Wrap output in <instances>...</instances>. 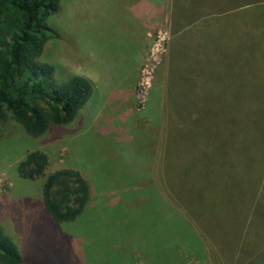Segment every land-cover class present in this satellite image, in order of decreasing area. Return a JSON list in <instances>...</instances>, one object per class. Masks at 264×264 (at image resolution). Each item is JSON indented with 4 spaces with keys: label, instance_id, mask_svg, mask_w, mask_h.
<instances>
[{
    "label": "rangeland",
    "instance_id": "1",
    "mask_svg": "<svg viewBox=\"0 0 264 264\" xmlns=\"http://www.w3.org/2000/svg\"><path fill=\"white\" fill-rule=\"evenodd\" d=\"M48 24L59 38L41 59L97 96L39 136L0 118V224L23 264H264V0H62ZM122 80L134 112L115 138L104 105ZM118 144L159 164L129 203L101 185ZM33 150L93 181L74 222L53 223L42 182L18 177Z\"/></svg>",
    "mask_w": 264,
    "mask_h": 264
},
{
    "label": "trees",
    "instance_id": "2",
    "mask_svg": "<svg viewBox=\"0 0 264 264\" xmlns=\"http://www.w3.org/2000/svg\"><path fill=\"white\" fill-rule=\"evenodd\" d=\"M61 1L0 0V118L10 114L31 136L72 123L94 91L85 77L59 79L55 67L41 59L47 43L59 38L48 19ZM49 167L48 156L33 150L16 173L42 182L41 201L53 223H72L90 206V185L75 170ZM23 262L14 238L0 224V264Z\"/></svg>",
    "mask_w": 264,
    "mask_h": 264
},
{
    "label": "crops",
    "instance_id": "3",
    "mask_svg": "<svg viewBox=\"0 0 264 264\" xmlns=\"http://www.w3.org/2000/svg\"><path fill=\"white\" fill-rule=\"evenodd\" d=\"M125 72L129 73L126 70ZM121 73H124V71H121ZM130 85L131 86H128V84H126L122 80L120 86L117 87L119 90L117 89L115 92H112L109 96L107 95L106 97V100L109 101L108 103H106L107 105H104L105 106L104 115L106 118L104 132L106 136H111L114 134L115 138L119 137V135H121L119 134L120 133L119 130H122L121 129L122 124L124 123L123 120L126 119L130 120L133 118L132 116L134 112L133 103L135 102V92L133 90H135V88L132 87L133 86L132 84ZM94 96L95 97L97 96L95 92V88L90 99L85 104V106H87V104L91 101V99ZM159 101L157 102V97H156V103H159ZM159 104L162 105L161 102ZM81 110L79 112H81ZM154 136H153V140L155 138ZM158 138H160V136H158ZM157 139L155 138L153 142H150V145L153 144L154 148H156L155 150L159 151V149L164 146V141L159 140L157 142ZM150 147L151 146H149V151H150ZM122 151H123L122 147H120L118 144L116 146L110 147L108 151L105 152V159L112 160L110 163L105 162L104 164V169L105 166L107 165V169L111 171L110 173H108L110 179L109 182L111 183L101 184V185L102 187L104 186V189L106 187V194L116 196V199H118L120 202L124 201L125 203H129L131 200H133L139 194H141L142 191H149L152 189L151 187H153V190H155L157 185H159L160 180L158 179L159 180L158 182V180L156 179L157 177L159 178V175L157 173L159 164H158V159H155V157L154 160L152 159V157H147L145 161L141 159H136L134 162H130L128 158L129 153H125V158L124 155L122 156V158H120ZM140 151H143V148L134 150V153H139ZM154 171H156L155 177H154ZM84 179H86L90 184H92L93 182L89 180V177L87 176ZM99 183L100 182H97V184ZM90 192H91V188H90ZM156 200H160V199L156 198Z\"/></svg>",
    "mask_w": 264,
    "mask_h": 264
}]
</instances>
